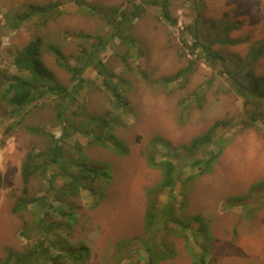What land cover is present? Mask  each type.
<instances>
[{
	"label": "rangeland",
	"instance_id": "rangeland-1",
	"mask_svg": "<svg viewBox=\"0 0 264 264\" xmlns=\"http://www.w3.org/2000/svg\"><path fill=\"white\" fill-rule=\"evenodd\" d=\"M36 39L40 88L65 89L19 108L3 93ZM251 75L264 86V0H0V264H196L190 248L264 264V97L236 87ZM163 159L177 178L156 189Z\"/></svg>",
	"mask_w": 264,
	"mask_h": 264
},
{
	"label": "trees",
	"instance_id": "trees-1",
	"mask_svg": "<svg viewBox=\"0 0 264 264\" xmlns=\"http://www.w3.org/2000/svg\"><path fill=\"white\" fill-rule=\"evenodd\" d=\"M153 3L155 4L157 2L154 1ZM26 13L23 16H21V20L22 18L24 19L29 16V15H26ZM163 13L166 18H171L170 10L168 8L167 3H164ZM39 46H40V40L39 39L33 40L23 48L22 52L19 55L16 56L15 63L18 66V68L21 71H28L30 74V77L14 76L10 80L8 87L4 90V93H3V95L6 96L13 105L18 106L19 108L34 102L39 97H41L46 91L52 92V93H59L61 90L65 89L63 86L58 85V84H50V86H48V88L46 89L40 88V86L45 85L44 82L46 81V75H50V74H49L48 69L43 65V63L39 59ZM55 49L57 52H59L58 48H55ZM213 55L216 57L220 56L218 53H214ZM58 61L62 65H64V67L69 71L74 72L78 70L77 67L72 66L68 64L67 62H64L65 57L61 54L58 55ZM90 63H91V60L87 61L85 66H88ZM251 78H252V81L249 86L248 85L245 86L243 83L238 81L236 84L237 89L241 93H244L245 89H251V91H253L254 94L264 97V86L259 83V78L253 75H251ZM81 81L82 80L80 79L78 82V85L81 84ZM67 95H72V94L68 93ZM120 145L121 144H118V147ZM126 152H127L126 147L121 148L120 146L117 149V153L119 154H125ZM47 160H48V163L59 162L57 153L52 152L48 156ZM32 161H33V154L29 153L26 161L23 164V168H22V179L24 183V192L27 191V185L31 179L32 173L40 167L39 165H34V167L31 169L30 167L32 165ZM211 161H213V159L211 158L207 160L208 163H210ZM196 163L200 164L202 163V160L201 159L196 160ZM151 164L155 167H160L162 170V178H161L160 183L158 184L159 186H157L156 189L174 186L176 182V178H177V168H176V165L171 160H168V159H163L160 161L154 160L151 162ZM83 169L85 171L89 170L96 174H99V173L103 174L106 177L110 176L109 173L103 172L100 169L93 168L90 166H85ZM79 182L80 181L78 179L73 178L71 184L73 185V187L77 188ZM1 183H2V175L0 173V185ZM36 200L37 199H34L33 201H36ZM30 202L31 201H28V200H20L18 204L16 205L15 209L16 210L24 209L28 206V203ZM153 209L156 210L155 203L151 204L150 210L148 213L149 226H151L152 224H155L157 220L156 211H153ZM83 249L85 248L82 247L81 250L83 251ZM189 252L191 253L193 261L196 264H207L204 255L198 257L199 254L194 253V251L191 250V248ZM12 256L13 254L10 253L8 260L3 262L2 264H8V261L10 260Z\"/></svg>",
	"mask_w": 264,
	"mask_h": 264
}]
</instances>
